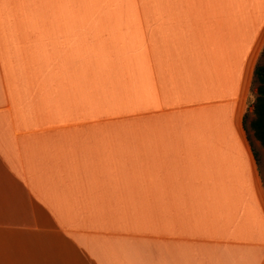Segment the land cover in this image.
I'll list each match as a JSON object with an SVG mask.
<instances>
[{
	"label": "crops",
	"instance_id": "obj_1",
	"mask_svg": "<svg viewBox=\"0 0 264 264\" xmlns=\"http://www.w3.org/2000/svg\"><path fill=\"white\" fill-rule=\"evenodd\" d=\"M263 46L264 0H0V264H264Z\"/></svg>",
	"mask_w": 264,
	"mask_h": 264
},
{
	"label": "trees",
	"instance_id": "obj_2",
	"mask_svg": "<svg viewBox=\"0 0 264 264\" xmlns=\"http://www.w3.org/2000/svg\"><path fill=\"white\" fill-rule=\"evenodd\" d=\"M253 82L256 84V95L250 98L249 103L252 105V117L247 124L248 112L243 117V128L248 132L251 131L253 137L264 146V63L258 62L254 69ZM249 139V135H247ZM257 160V155H255Z\"/></svg>",
	"mask_w": 264,
	"mask_h": 264
},
{
	"label": "rangeland",
	"instance_id": "obj_3",
	"mask_svg": "<svg viewBox=\"0 0 264 264\" xmlns=\"http://www.w3.org/2000/svg\"><path fill=\"white\" fill-rule=\"evenodd\" d=\"M258 62L264 63V46L258 54L257 64H258ZM255 95H256V84L254 82H252L251 97L253 98V97H255ZM248 105H249V107H251L250 103ZM251 117H252V111L248 112L247 124L250 121ZM248 133H249V134H247V135H249L248 141H250L252 143V145L254 146V149L257 152V155L259 156V158L261 160V161L257 160V167H258L257 170H258L259 178H261L262 187H263L264 186V147L257 144V141L253 137L251 131H249Z\"/></svg>",
	"mask_w": 264,
	"mask_h": 264
}]
</instances>
